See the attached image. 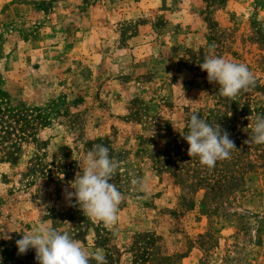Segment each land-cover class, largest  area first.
Wrapping results in <instances>:
<instances>
[{"label":"rangeland","instance_id":"374dc122","mask_svg":"<svg viewBox=\"0 0 264 264\" xmlns=\"http://www.w3.org/2000/svg\"><path fill=\"white\" fill-rule=\"evenodd\" d=\"M209 55L246 64L254 84L223 97L201 70ZM0 108L41 116L9 139L0 124V226L16 230L0 239L2 264H38L15 243L37 223L107 264H264V144L249 142L264 108V0H0ZM194 113L236 147L214 192L191 164H156L186 152L174 127ZM96 144L118 164L109 224L65 194Z\"/></svg>","mask_w":264,"mask_h":264},{"label":"clouds","instance_id":"9594fccd","mask_svg":"<svg viewBox=\"0 0 264 264\" xmlns=\"http://www.w3.org/2000/svg\"><path fill=\"white\" fill-rule=\"evenodd\" d=\"M202 71L207 72V80L219 85V93L225 98H234L247 91L254 84V76L244 63L230 61L221 56L209 55L200 63ZM188 142L190 157H198L199 162L212 168L218 160L230 157L236 148L227 131L221 132L219 126L213 127L198 114H192L186 124L187 131L174 127ZM250 143L264 144V115H257L251 129ZM80 164L82 174L76 175L71 182L74 191L65 190L66 199L78 204L88 217L112 223L122 201V193L111 182L118 164L110 156L108 147L94 145ZM135 183V181H134ZM0 226V239H11L9 230ZM18 252L25 254L34 249L38 264H107L103 250L89 253L80 242L67 232H62L45 223H37L30 231L21 234L15 241ZM2 264V259H0Z\"/></svg>","mask_w":264,"mask_h":264},{"label":"trees","instance_id":"16d2710c","mask_svg":"<svg viewBox=\"0 0 264 264\" xmlns=\"http://www.w3.org/2000/svg\"><path fill=\"white\" fill-rule=\"evenodd\" d=\"M28 115H30L29 118ZM261 115H264V108L261 110ZM40 117V115L32 116L31 114L25 113L21 108L17 110L14 108H6L5 111L0 108V124H4V132L8 134L5 139H9L12 130L16 129L13 124H19V128L21 127V132L24 133L25 128L35 123L37 119H41ZM208 123L210 124V121ZM179 147V145H176L175 150H172V152H168L169 155L166 156L168 159L164 156L162 157V159L156 160L157 167L161 170L164 169L176 173L177 171H184V167L188 164H191L195 167L194 169H192V171H200L199 173H197L198 177H200L199 181H209L210 183H208L206 187L213 192L214 190H218L220 184H224V182L227 181V178H229V176L227 175L228 170H224L225 168H222L224 167V164H228V160H218L214 167L208 168L199 162L198 157L189 156V145L186 148V152H184L182 155L178 153ZM174 157L175 159H173ZM170 164L171 166H169ZM176 175L177 174H175V176Z\"/></svg>","mask_w":264,"mask_h":264}]
</instances>
